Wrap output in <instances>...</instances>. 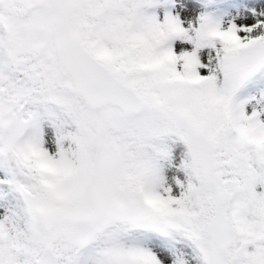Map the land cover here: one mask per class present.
I'll use <instances>...</instances> for the list:
<instances>
[{"label":"snow or ice","instance_id":"obj_1","mask_svg":"<svg viewBox=\"0 0 264 264\" xmlns=\"http://www.w3.org/2000/svg\"><path fill=\"white\" fill-rule=\"evenodd\" d=\"M0 264H264V0H0Z\"/></svg>","mask_w":264,"mask_h":264}]
</instances>
